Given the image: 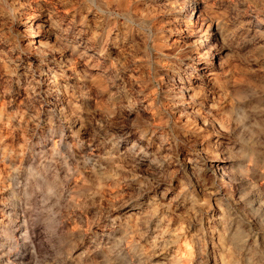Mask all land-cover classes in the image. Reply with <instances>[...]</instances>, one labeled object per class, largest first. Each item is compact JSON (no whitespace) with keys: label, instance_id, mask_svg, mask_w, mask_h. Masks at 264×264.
<instances>
[{"label":"clouds","instance_id":"1","mask_svg":"<svg viewBox=\"0 0 264 264\" xmlns=\"http://www.w3.org/2000/svg\"><path fill=\"white\" fill-rule=\"evenodd\" d=\"M0 264H264V0H0Z\"/></svg>","mask_w":264,"mask_h":264}]
</instances>
